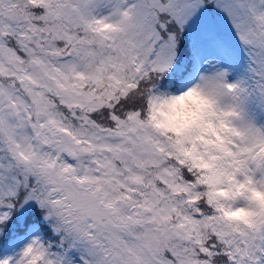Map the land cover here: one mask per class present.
Listing matches in <instances>:
<instances>
[{
	"label": "snow or ice",
	"instance_id": "snow-or-ice-1",
	"mask_svg": "<svg viewBox=\"0 0 264 264\" xmlns=\"http://www.w3.org/2000/svg\"><path fill=\"white\" fill-rule=\"evenodd\" d=\"M0 264H264V0H0Z\"/></svg>",
	"mask_w": 264,
	"mask_h": 264
},
{
	"label": "clouds",
	"instance_id": "clouds-1",
	"mask_svg": "<svg viewBox=\"0 0 264 264\" xmlns=\"http://www.w3.org/2000/svg\"><path fill=\"white\" fill-rule=\"evenodd\" d=\"M168 95L176 96V98L170 99L157 114V119L162 125L182 126L189 122L194 115L199 114L204 107V101L194 91L179 95L169 93Z\"/></svg>",
	"mask_w": 264,
	"mask_h": 264
}]
</instances>
